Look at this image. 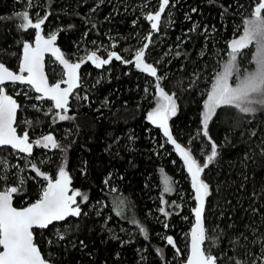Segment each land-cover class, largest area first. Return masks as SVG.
<instances>
[{
  "label": "trees",
  "instance_id": "16d2710c",
  "mask_svg": "<svg viewBox=\"0 0 264 264\" xmlns=\"http://www.w3.org/2000/svg\"><path fill=\"white\" fill-rule=\"evenodd\" d=\"M259 2L169 0L159 31L153 32L146 16L158 10L160 0H0V63L18 71L23 43L34 41L38 31L18 27L17 14L23 12L33 19L47 15L42 32H55L70 59L86 55L82 84L67 112L73 119L53 123L55 112L35 104L22 110L27 123L21 129L35 138L53 134L60 145L45 156L43 170L55 178L63 166L74 190L88 196L84 203L78 197L80 216L34 229L46 258L55 264H184L187 259L197 200L183 158L163 138V129L147 119L157 104L156 78L115 58L101 67L87 59L93 52L107 59L114 51L132 60L151 33L146 60L163 78L165 92L174 94L177 112L169 122L175 138L200 165L207 162L211 144L217 146V157L202 172L210 192L205 249L218 264H261L264 106L255 105L254 114L221 106L208 122V136L203 135L204 104L214 78ZM254 53V47L245 49L238 64L251 69ZM49 60L62 68L46 59L53 81ZM22 95L19 102L25 105ZM21 113L19 109L17 122ZM203 148L206 158L199 155ZM165 176L173 189L167 193ZM21 180L7 181L19 188L13 193L18 207L37 200L46 185L26 172ZM169 236L174 246L166 243Z\"/></svg>",
  "mask_w": 264,
  "mask_h": 264
},
{
  "label": "snow or ice",
  "instance_id": "6c2138e0",
  "mask_svg": "<svg viewBox=\"0 0 264 264\" xmlns=\"http://www.w3.org/2000/svg\"><path fill=\"white\" fill-rule=\"evenodd\" d=\"M168 6L169 0H160L158 10L155 13L147 14L146 19L151 22L150 28L153 31H159L161 16ZM262 10H264V0H260L258 6H255L252 18L244 20L243 34L230 43V51L227 53L228 60L223 64L222 71L215 77V82L204 104L203 135L205 137L208 136L209 119L219 107L230 106L240 113L254 114L257 111L255 105L264 106V15L261 14ZM17 18L21 21L18 27L22 30L28 28L39 30L47 19V15L37 22H33L27 12L18 13ZM56 39L55 34L45 38L40 32H37L34 43L24 42L18 73L9 70L3 63H0V147L8 146L28 155H31L34 144L46 149L60 148L59 143L52 134L43 136L41 139L36 140L34 144L30 142L27 131L22 135L17 134L14 125L19 105L11 95L7 94L6 89L3 87L6 82L25 84L31 91L40 94L36 96L37 100L48 99L52 101L53 108L49 109V112L51 113L53 109L56 110L52 120L53 123L57 120L73 119L74 117L67 115L69 97L74 89L79 86L77 70L81 67V63L85 61L69 63L60 49L54 46ZM145 39L147 42L134 52L132 60H124L122 56L114 51L108 53L107 59L98 57L95 52L90 54L87 59L96 64L97 67H101L115 58L125 64H134L137 69L156 78L157 104L148 113L147 119L153 125L163 129L164 136L175 146V150L183 158L187 171L191 174L195 199L199 203V206L193 209L196 223L191 229L190 254L186 264H217V257L211 254L206 255L202 248L206 239V230L201 221L205 199L210 194L209 185L201 179V173L217 157V146L215 143L211 144V153L207 156V162L200 165L192 157L190 151L182 147L173 138L168 121L177 112L175 97L174 94H168L161 87L160 81L163 78L158 76L157 68L145 62V52L151 44V33ZM250 46L255 48L252 58L255 66L252 71H246L241 76L237 63L238 57ZM46 52L52 53L64 65L67 70L66 80L49 85L43 71L44 54ZM233 76L237 78L234 85L230 83ZM61 83L66 84L67 87L62 88ZM145 91L147 92V89ZM24 94L27 96V92ZM84 99L87 98L84 97ZM31 169L47 182L40 198L34 203L23 208L13 207L12 194L17 193L19 188L12 186L0 191V264H48L38 246L34 243L33 229H45L49 225H53L54 222L64 221L70 216H80L82 210L79 203H77V197H80L81 203L88 201V196L79 190H72V194L69 195L71 178L63 166L59 168L56 179L42 172L36 164H31ZM0 179H6V176H0ZM20 182L22 184L23 180ZM104 183L107 185L108 180H105ZM164 185L163 191L165 193L173 190L170 178L167 176L164 177ZM164 203L167 202L164 201ZM160 211L165 215H169L163 207ZM134 223L136 222L134 221ZM139 230L147 238L146 229L140 226ZM59 238L63 239L64 237L60 235ZM164 239L168 245L174 246L172 237L169 236ZM176 251L179 254V249ZM235 264H243V262L237 260ZM261 264H264V256L261 257Z\"/></svg>",
  "mask_w": 264,
  "mask_h": 264
},
{
  "label": "rangeland",
  "instance_id": "374dc122",
  "mask_svg": "<svg viewBox=\"0 0 264 264\" xmlns=\"http://www.w3.org/2000/svg\"><path fill=\"white\" fill-rule=\"evenodd\" d=\"M167 9V8H166ZM165 9V10H166ZM156 11H154V12H151V13H155ZM163 15V14H162ZM29 16V15H28ZM31 18V17H30ZM42 18H44V17H42V16H40V17H37L36 19H33V18H31V20L33 21V22H37L39 19H42ZM161 21H162V16H161V20H160V24H161ZM151 23V22H150ZM160 26V25H159ZM39 30H41V31H45V29H44V23H43V25H42V28L41 29H39ZM39 30H37V29H35V32H37V31H39ZM151 31H153L152 29H151ZM154 32V31H153ZM50 34H55V32H52V33H50ZM239 38V37H238ZM237 38V39H238ZM152 39V38H151ZM147 42V41H146ZM145 43H143L137 50H139L143 45H144ZM150 46V45H149ZM253 47H249V48H247V49H252ZM136 50V51H137ZM147 51V50H146ZM245 51V50H244ZM244 51H243V53H244ZM110 53V52H109ZM85 58H86V55H83L82 53H81V58H73V60L74 61H81V60H83V61H85ZM144 60H145V62L146 63H149V62H147V60H146V52H145V56H144ZM250 61V60H249ZM48 63H52V65L54 64V62L53 61H51V60H49V62ZM238 63V62H237ZM149 64H152V63H149ZM153 66H155L154 64H152ZM239 65V72H240V74H241V76L244 74V72H246V71H252L253 70V68H254V64H252V68L251 69H247V65L246 64H244V65H242V67H241V65L240 64H238ZM140 70V69H139ZM158 71V70H157ZM222 71V69L220 70V72ZM50 72H51V74L54 76V80L52 81V82H61V81H63V80H66V78H65V73H64V71H63V69H57L56 67H54V65L51 67V69H50ZM219 72V73H220ZM219 73H217V75L219 74ZM216 75V76H217ZM215 76V77H216ZM51 80V79H50ZM214 82H215V78H214ZM214 82H213V84H214ZM237 82V78H236V76H233L232 77V79L230 80V83H232L233 85L235 84ZM61 84H63V83H61ZM81 84H82V79H81ZM19 86H21V87H19ZM5 89H6V92H7V94L8 95H11L16 101H17V103H18V105H19V108H18V110L20 109L21 110V117H20V119H19V121L17 122V124H16V128H17V130H18V132H19V134L20 135H22L25 131H27L28 132V135H29V139H30V142H33V144H34V142L36 141V140H38V139H41L43 136H46V135H48V134H45V135H41V136H39L38 138H35V137H33L31 134H30V132H29V130H25V129H21V125L23 124L24 126H25V124L27 123V121H26V116H24V113H23V111L22 110H24V107L26 106V105H29V104H35L36 106H38L39 108H43L44 110H46L47 112H49V109H51V108H53V102L52 101H49L50 103H48L46 100H37L36 99V96H37V94L34 92V91H31L30 89H29V87L28 86H25V85H4L3 86ZM23 88H27V89H23ZM212 88V87H211ZM79 90H80V87L77 89V91H76V93H75V95H77L78 93H79ZM25 91L27 92V96H25ZM211 91V90H210ZM210 91H209V93H210ZM33 93V95H29V93ZM19 93V94H18ZM208 93V94H209ZM23 94V95H22ZM20 95H22L23 96V98H24V104L25 105H23V103L22 104H20V102H19V97L18 96H20ZM56 110H54L53 109V111L52 112H55ZM204 111H205V109H204ZM17 115H18V111H17ZM203 116H204V112H203ZM210 120V119H209ZM22 128H24L23 126H22ZM53 135V134H52ZM54 136V135H53ZM55 137V136H54ZM163 138L165 139V140H167L166 139V137L163 135ZM56 139V138H55ZM57 141V140H56ZM53 150H55V149H50V148H43V147H38V146H35V144H34V146H33V150H32V153H31V155H28V154H25V153H20L18 150H15V149H12L11 147H8V146H5V147H0V176H6V179H0L1 180V182H3V185L2 186H0V191H2V190H5V188H7V187H12L10 184H8V180L11 178V181H15V180H17V181H20L22 178H23V174L26 172L27 174L29 173L30 174V176H32V177H35L37 180H39L41 183H47L45 180H43L40 176H38V174L35 172V171H33L32 169H31V164H36L37 165V167L42 171V172H44V173H46V174H49V175H51L49 172H47V171H45V170H43V168L41 167V164H42V162L44 161V158H45V156L46 155H48V152L50 153V152H52ZM190 150V149H189ZM14 156V157H11V156ZM199 155H203L205 158H206V154H205V149L203 148L201 151H200V154ZM197 157V159H198V156H196ZM182 159V158H181ZM206 160V159H205ZM206 163V161H203L202 162V164L201 165H203V164H205ZM8 172H12V174H11V176L9 177L8 175H6V174H8ZM52 176V175H51ZM52 178H53V176H52ZM77 202L80 204V202H79V200H78V197H77ZM81 205V204H80ZM207 234H208V228H207Z\"/></svg>",
  "mask_w": 264,
  "mask_h": 264
},
{
  "label": "water",
  "instance_id": "95a60500",
  "mask_svg": "<svg viewBox=\"0 0 264 264\" xmlns=\"http://www.w3.org/2000/svg\"><path fill=\"white\" fill-rule=\"evenodd\" d=\"M38 32H40V34H42L45 38H48L50 35H52V34H47V33H44V32H42L41 30L40 31H38ZM37 34V33H36ZM35 37H36V35H35ZM35 37H34V40H35ZM33 43H34V41H33ZM54 46L55 47H57V48H59L60 49V51H61V53H63V55H64V58L69 62V63H77V62H80V61H73L72 59H70L67 55H66V53H65V51L62 49V47L60 46V44L58 43V40L56 39V41H55V44H54ZM23 53V52H22ZM48 57H51L53 60H55L56 62H57V64L63 69V71H64V73H65V78L67 79V76H66V69H65V67H64V65H62L57 59H56V57L52 54V53H50V52H46L45 54H44V61H43V63H44V68H43V71H44V74H45V76L47 77V80H48V83H49V85H52V84H55L56 82H52L51 80H50V78H49V75H48V72H47V68H46V59L48 58ZM21 59H22V57H21ZM21 62V61H20ZM7 67V66H6ZM82 67H83V63H81V67L77 70V73H78V76H79V81H78V87H76L75 89H74V91H73V93H72V95H70V97H69V103H68V110H69V108H70V103H71V100H72V97L75 95V93H76V91H77V89L80 87V85H81V72H82ZM9 68V67H8ZM9 70H11V71H13V72H19V70L18 71H16V70H14V69H12V68H9ZM5 85H25V84H20V83H15V84H13V83H9V82H6L5 83ZM25 86H27V85H25ZM61 87L63 88V87H67V85L66 84H61ZM36 93V92H35ZM37 95H40V94H38V93H36ZM45 100H48V99H45ZM17 111H18V109H17ZM168 123H169V129H170V131H171V134H172V136H173V138H175V135H174V133H173V130H172V127H171V124H170V122L168 121ZM16 124H17V112H16V122H15V127H16ZM154 126H157V125H154ZM159 127V126H158ZM16 130H17V128H16ZM17 134L18 135H20L19 134V132H18V130H17ZM167 139V138H166ZM176 139V138H175ZM176 141L179 143V141L176 139ZM180 144V143H179ZM181 145V144H180ZM174 146V145H173ZM182 146V145H181ZM175 147V146H174ZM183 147V146H182ZM191 175V174H190ZM58 176V175H57ZM57 176L55 177V178H53V179H56L57 178ZM201 179H202V173H201ZM45 187H46V185H45ZM72 190H74V188H73V184H72V181H71V184H70V191H69V195H71L72 194ZM3 191V190H2ZM194 191H195V189H194ZM40 198V197H39ZM38 198V199H39ZM37 199V200H38ZM36 201V200H35ZM34 201V202H35ZM205 201H206V199H205ZM33 202V203H34ZM78 203V202H77ZM206 203V202H205ZM204 203V208H203V212H202V218H201V221H202V224H203V226L205 227V230H206V239H207V227H206V222H205V212H206V204ZM32 204V203H31ZM12 205H13V207H16V208H23V207H27V206H29V205H26V206H22V207H18V206H16L15 204H14V201H13V194H12ZM80 205V204H79ZM199 206V203H198V201H197V206L196 207H198ZM80 207H81V205H80ZM71 217V216H70ZM69 218V217H68ZM67 219V218H66ZM55 223H57V222H54V224ZM195 223H196V219H195V214H194V222H193V225H192V227H191V229L195 226ZM50 226V225H49ZM35 229V228H34ZM34 229H33V233H34ZM190 234H191V230H190ZM190 234H189V252H188V256H189V254H190V238H191V236H190ZM206 239H205V242H206ZM205 242H204V244L202 245V248H203V250L205 251V254L207 255L208 253H207V251H206V249H205ZM34 243L38 246V248H39V250H40V252H41V254H42V256H43V258L45 259V260H47L48 261V264H55L53 261H51L50 259H48V258H46L45 257V255L43 254V252L41 251V249H40V247H39V245L36 243V239H35V233H34ZM188 256H187V258H188ZM213 256H215V255H213ZM186 262H187V259H186V261L184 262V264H186ZM218 264V263H217Z\"/></svg>",
  "mask_w": 264,
  "mask_h": 264
}]
</instances>
